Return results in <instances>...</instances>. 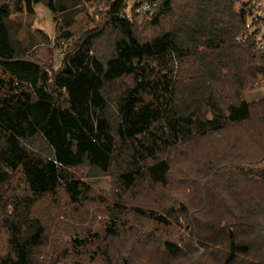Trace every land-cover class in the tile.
Returning <instances> with one entry per match:
<instances>
[{
	"label": "trees",
	"instance_id": "1",
	"mask_svg": "<svg viewBox=\"0 0 264 264\" xmlns=\"http://www.w3.org/2000/svg\"><path fill=\"white\" fill-rule=\"evenodd\" d=\"M43 1L56 23L68 14L52 0H0V264H116L110 241L129 235L145 256L119 264H264V179L233 165L264 162V132L203 154L198 177L179 176L178 188L170 181L171 157L189 141L264 123V98L246 99L264 81L254 5L108 0L102 27L64 46L49 72L29 57L19 19ZM143 3L154 12L141 28ZM98 175L114 189L98 197L95 229L86 178ZM144 187L152 196L134 198ZM61 197L75 224L48 227L38 204Z\"/></svg>",
	"mask_w": 264,
	"mask_h": 264
},
{
	"label": "rangeland",
	"instance_id": "2",
	"mask_svg": "<svg viewBox=\"0 0 264 264\" xmlns=\"http://www.w3.org/2000/svg\"><path fill=\"white\" fill-rule=\"evenodd\" d=\"M54 3H61L68 6V14L65 16L60 15V22H55L53 15L47 8L45 1L35 6V13L32 16H21L24 32L21 39L25 45L30 58L38 62L44 69L49 72H54L60 68L61 54L65 48H70L74 43H77L82 38L90 34L91 31L102 27L105 21V12L108 5V0H52ZM244 4L254 5L255 9V22L258 20L259 34L256 36V42L259 49H264V0H242ZM136 15V22L142 27L147 26L146 17L150 14H139L134 11ZM250 23V21H248ZM147 29V27H146ZM254 30V29H252ZM66 33L70 34L68 38L65 37ZM243 39V38H242ZM63 41V42H62ZM68 45V46H67ZM100 46V51L106 52L108 46ZM61 46V47H60ZM264 98V81L256 84L246 94V99L250 102H258ZM258 118H254L252 125L247 123L245 127L228 125L224 130L210 133L205 137H196L194 140L189 141L183 145L182 148L172 155L171 157V174L172 186L178 188V184H175L179 179V176H185L184 180L188 178L193 180L197 178L196 171L200 170L199 157L203 154H216L217 149L226 146H238L239 143L247 144L253 136L257 135L258 129L264 132V123L261 124ZM248 140V141H247ZM235 169L241 173H251L257 175L259 178L264 179V162L247 165V164H233ZM197 169V170H196ZM212 174L201 182V185L206 180L210 179ZM188 181V180H187ZM92 187L91 202L93 203L92 209L87 213V222L91 223L95 229L100 227L101 223L105 220L102 211H98L95 207L100 204L99 196H107L112 193L114 189L113 179L108 175H98L86 178ZM190 183V182H188ZM173 193L171 189L167 190ZM141 189H137L134 194V198L137 199L146 198L152 196L144 187L143 193ZM210 197L204 192L201 204V210L198 211V217L201 216L202 210L208 205ZM102 206V205H101ZM103 207V206H102ZM214 205L212 203L211 210L214 212ZM73 209L67 204L66 199L61 197L57 202H52L50 198L41 200L38 204V213L42 219L45 220L48 227L54 224L74 225L75 223L68 217H61V214L66 212L73 216ZM78 213L77 215H79ZM82 215V214H81ZM194 217V216H193ZM192 217V228L201 234V222L198 224ZM205 220H207L205 218ZM210 220V218L208 219ZM207 220V221H208ZM83 226V224H79ZM78 225V226H79ZM203 233V232H202ZM115 238L110 241L111 253L117 257L116 264H119L120 258H131L134 262L141 263L144 258L140 245L133 241V237ZM116 258V257H115ZM240 264V262H239Z\"/></svg>",
	"mask_w": 264,
	"mask_h": 264
},
{
	"label": "built area",
	"instance_id": "3",
	"mask_svg": "<svg viewBox=\"0 0 264 264\" xmlns=\"http://www.w3.org/2000/svg\"><path fill=\"white\" fill-rule=\"evenodd\" d=\"M135 11L139 14H152L154 12L152 5L149 3H143L141 6L137 7Z\"/></svg>",
	"mask_w": 264,
	"mask_h": 264
}]
</instances>
